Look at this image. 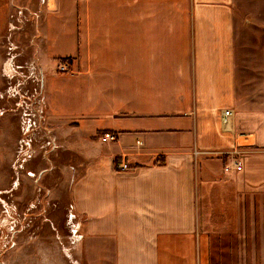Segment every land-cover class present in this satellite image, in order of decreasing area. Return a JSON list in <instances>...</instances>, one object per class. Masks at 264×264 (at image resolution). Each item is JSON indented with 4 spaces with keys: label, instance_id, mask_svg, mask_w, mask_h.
I'll list each match as a JSON object with an SVG mask.
<instances>
[{
    "label": "crops",
    "instance_id": "0c3cea01",
    "mask_svg": "<svg viewBox=\"0 0 264 264\" xmlns=\"http://www.w3.org/2000/svg\"><path fill=\"white\" fill-rule=\"evenodd\" d=\"M37 1L44 104L86 146L71 193L94 263L264 264V0Z\"/></svg>",
    "mask_w": 264,
    "mask_h": 264
},
{
    "label": "rangeland",
    "instance_id": "374dc122",
    "mask_svg": "<svg viewBox=\"0 0 264 264\" xmlns=\"http://www.w3.org/2000/svg\"><path fill=\"white\" fill-rule=\"evenodd\" d=\"M36 1L0 9V264H97L85 249V219L71 193L86 146L81 137L63 134V123L52 120L44 104L32 24L40 11ZM244 46L250 63L252 45ZM42 59L48 74L53 66ZM65 63L58 65L64 73ZM198 219L203 225L207 216Z\"/></svg>",
    "mask_w": 264,
    "mask_h": 264
},
{
    "label": "built area",
    "instance_id": "2783aa9c",
    "mask_svg": "<svg viewBox=\"0 0 264 264\" xmlns=\"http://www.w3.org/2000/svg\"><path fill=\"white\" fill-rule=\"evenodd\" d=\"M224 115H228L229 114V109L228 110H225ZM116 139V134L115 133H112V132H107V133H104L101 137V140L102 141H106V140H115ZM138 144H142L141 141L137 140L136 141ZM234 165H235V168L236 169H240L241 168V165L238 163L237 160L234 159ZM129 166L127 163H125L124 161H120L116 164V169L117 170H126L128 169Z\"/></svg>",
    "mask_w": 264,
    "mask_h": 264
},
{
    "label": "trees",
    "instance_id": "16d2710c",
    "mask_svg": "<svg viewBox=\"0 0 264 264\" xmlns=\"http://www.w3.org/2000/svg\"><path fill=\"white\" fill-rule=\"evenodd\" d=\"M116 162H117V161H115V164H117ZM154 163H157V162L155 161Z\"/></svg>",
    "mask_w": 264,
    "mask_h": 264
}]
</instances>
